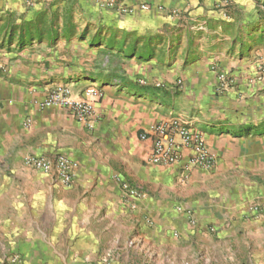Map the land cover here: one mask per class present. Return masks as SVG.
<instances>
[{
	"label": "crops",
	"instance_id": "1",
	"mask_svg": "<svg viewBox=\"0 0 264 264\" xmlns=\"http://www.w3.org/2000/svg\"><path fill=\"white\" fill-rule=\"evenodd\" d=\"M15 1L0 0V17ZM112 1L79 2L112 31L108 63L66 53L26 82L0 50V264H11L6 251L26 264H102L107 251L109 264H264L263 1ZM219 72L233 80L222 94ZM58 84L74 98L102 92L91 129L39 107ZM172 118L202 135L211 171L186 170L190 151L149 163L153 141L140 136ZM59 155L79 165L69 188L23 164ZM115 176L146 194L126 198Z\"/></svg>",
	"mask_w": 264,
	"mask_h": 264
},
{
	"label": "rangeland",
	"instance_id": "2",
	"mask_svg": "<svg viewBox=\"0 0 264 264\" xmlns=\"http://www.w3.org/2000/svg\"><path fill=\"white\" fill-rule=\"evenodd\" d=\"M80 1L82 0H16L17 10L8 13L4 18L0 17V38L2 37L0 50L3 51L2 58L6 59L1 62L8 64L5 67L15 66L17 73L26 82L36 80L39 83L44 76L46 77L48 66L61 62L57 59L66 53L78 57L77 61H79L83 51L89 54L87 57H101L103 62L108 63L110 50L90 45L85 48L86 45L80 42L95 35L107 41L113 37L111 30L88 23L81 10ZM89 1H95L104 9H114V6L109 5V3L115 4L112 0ZM85 28H88V31ZM142 193L146 194L144 190ZM127 245L132 247L131 241ZM4 254L10 255L9 262L15 257L22 260L19 254L11 251H6ZM100 258L98 262L109 264L113 253L107 251ZM22 262L26 264L23 260Z\"/></svg>",
	"mask_w": 264,
	"mask_h": 264
},
{
	"label": "built area",
	"instance_id": "3",
	"mask_svg": "<svg viewBox=\"0 0 264 264\" xmlns=\"http://www.w3.org/2000/svg\"><path fill=\"white\" fill-rule=\"evenodd\" d=\"M264 3V0H262ZM110 6H114L109 3ZM141 10H147L146 5L140 6ZM261 77L264 76V67L260 68ZM233 80L227 74H217L216 93L222 94L231 88ZM159 86V85H158ZM179 86V85H178ZM102 98V92L96 87H89L83 93L82 98H74L70 88L63 84L55 85L43 101L40 108H59L68 111L77 123L92 128L97 119L95 103ZM151 138L153 141L152 153L149 158L151 165L173 166L179 163L186 151H190L186 170L198 169L204 172L211 171L217 164V158L198 132L192 129L187 121L170 119L160 122L152 127L146 134L140 136L141 140ZM25 167L51 177L62 187L69 188L73 185L79 168L77 162L68 157L59 155L55 157L30 156L24 159ZM116 182L123 195L130 199H141L142 191L128 181L115 176ZM264 209V204L255 208L256 211ZM11 264H24L19 257L10 259Z\"/></svg>",
	"mask_w": 264,
	"mask_h": 264
},
{
	"label": "trees",
	"instance_id": "4",
	"mask_svg": "<svg viewBox=\"0 0 264 264\" xmlns=\"http://www.w3.org/2000/svg\"><path fill=\"white\" fill-rule=\"evenodd\" d=\"M85 29L86 31H88V28ZM102 44L104 45V48H107V50H111V48L113 47V39L107 41L105 38L95 35L90 43V46H100Z\"/></svg>",
	"mask_w": 264,
	"mask_h": 264
}]
</instances>
